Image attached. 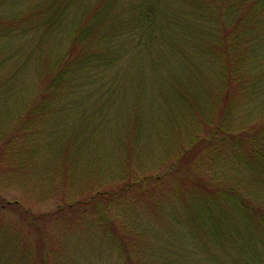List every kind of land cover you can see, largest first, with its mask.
Listing matches in <instances>:
<instances>
[{
    "label": "trees",
    "instance_id": "16d2710c",
    "mask_svg": "<svg viewBox=\"0 0 264 264\" xmlns=\"http://www.w3.org/2000/svg\"><path fill=\"white\" fill-rule=\"evenodd\" d=\"M18 36L31 44L23 52ZM262 51L264 0H0V54L11 60L0 75V210L19 219L1 230L0 264H49L58 225L88 229L89 213L123 235L125 264H151L128 241L155 235L156 264H175L184 210L196 229L187 238L205 234L220 254L208 264H264V177L242 182L264 167V78L252 65ZM112 57H126L119 83L88 87L80 73ZM164 105L175 131L167 154H153ZM74 180L86 181L76 191ZM8 186L20 191L8 198ZM34 192L55 194L51 213L28 208Z\"/></svg>",
    "mask_w": 264,
    "mask_h": 264
},
{
    "label": "rangeland",
    "instance_id": "374dc122",
    "mask_svg": "<svg viewBox=\"0 0 264 264\" xmlns=\"http://www.w3.org/2000/svg\"><path fill=\"white\" fill-rule=\"evenodd\" d=\"M134 1L129 2L128 6L133 4ZM2 12L4 13L3 9ZM5 14V13H4ZM6 15V14H5ZM133 35H138L135 31H131L129 37L123 42L125 46H129L132 43V39H134ZM133 36V37H132ZM14 41L13 43V48L18 50V51H25V46L30 45L28 43L27 38H23L21 40V37L18 36L16 39H12ZM122 38H120V41L122 42ZM100 58H101V54ZM116 57V56H115ZM115 57L112 59L110 58L109 62H100L98 60H93L91 62L90 67L87 66L89 69L88 72H82L80 73L83 75V78L86 79L87 86L89 87L91 84L95 83V86L100 85L101 83L103 84L106 80H108L111 76V79L113 81V84L105 87L107 88H114L118 83L119 79H121L120 75H117V72L124 73L125 71L122 70L124 66L126 65V57L119 58L118 60L115 59ZM4 58V63H1V60ZM99 58V59H100ZM263 58H264V51H262L260 54H257V57L255 61L252 63V65H255L256 63L258 64L261 69L259 70V75H261L264 78V64H263ZM101 59H105V56L103 55ZM10 58L8 57H3L0 54V75H1V70L4 68L6 70L9 68L8 62ZM11 61V60H10ZM121 68V69H120ZM75 76H73V80L71 83L73 85L77 84L74 80ZM11 80V79H10ZM264 82V81H263ZM108 84V83H106ZM77 86V85H75ZM203 88H206L204 85ZM104 90V89H103ZM101 90V91H103ZM99 92V91H97ZM76 99V98H75ZM81 99V98H80ZM79 100V107L80 105ZM85 101V99H84ZM159 101L155 100L154 101V107L155 109L159 110ZM155 110V117L157 118V123H156V128L154 132L150 135L153 137H158L157 140L155 141V144H153V154H157L159 150H164L165 154L166 148H169L168 141L166 140V136H172L173 132L175 131V127L172 126L170 130L165 131L164 129V123L166 118L169 115V108L164 105V109L161 112V118L158 120V112ZM189 111V116L188 117H195V110L192 109L191 107L188 109ZM124 112V111H123ZM125 113V112H124ZM194 121L190 122L188 125V129L183 130V132L189 133V131L193 128L194 126ZM176 125V121H175ZM123 128V127H122ZM122 132L124 133V130L122 129ZM179 140V139H178ZM178 140L176 141V137L174 136L173 138V145L176 146L178 144ZM180 142V141H179ZM172 145V144H171ZM165 148H161L164 147ZM170 154V152H169ZM254 170H256L254 172ZM50 174V173H49ZM259 176L264 177V167L263 171H257V168L252 169V173L244 176L242 178V182H244V185L250 188L256 187L258 188L260 186V181L257 179ZM49 176V175H48ZM48 179L45 178L43 175L42 177V184H45L46 180ZM264 180V178H263ZM86 181V180H84ZM84 181H81L80 185L77 186L74 180V188L76 191L78 189L83 188ZM236 181V179H235ZM241 182V181H240ZM235 185H238V181H236ZM48 186V185H47ZM57 187V186H53ZM8 191L9 189H12L8 193H5V196L10 198L12 197L13 194H16L18 191V188L8 186L7 187ZM74 195V194H73ZM76 195V194H75ZM55 194H39L37 192H34L32 194L33 201L28 204V208L32 210L34 214H39V215H45V213H51L54 210V207L56 205V200L54 199ZM73 197V196H72ZM27 207V206H26ZM165 207L169 208L170 205L168 203H165ZM170 212L173 211L172 209H168ZM0 221L2 224H0V233L4 235L3 232L4 230L3 226L6 224L10 223H15L18 222L19 219L16 218V213L12 212V210H7L1 211L0 210ZM188 210L183 211L184 216H179V217H186L188 218L187 221L184 219L182 223H175L174 225V231L171 233V242L172 244L170 245L173 249V252L181 250L180 252L181 256H172V254L168 257L169 261H174L175 264H208L210 263L208 259H212V256H220L219 253L215 252V249L212 250L214 247L211 246L210 237L207 239L206 235L201 234V237L199 241H191L187 237L190 236L196 229H191V224L189 223V218L191 217V213L189 215ZM210 214V213H209ZM93 213L85 214V221L90 224V227L88 229H85L82 227V223L78 225L73 224L72 230L67 231L66 227L64 225H58L56 231V236L54 239L50 240L51 242H48L47 244V249H48V254L45 257L46 260H48L49 264H125V255L121 252V248L123 245L122 237L117 236L116 234L113 233H108L104 230V228L96 223L95 218H93ZM204 221H209V215L204 216ZM210 219L212 217L210 216ZM214 223L216 224H221L222 218L219 216L212 219ZM68 224V222H67ZM2 225V226H1ZM79 225H81L79 227ZM118 226H120V223H117ZM116 226V224L114 225ZM122 229V228H121ZM180 229V230H179ZM75 230V231H73ZM186 232H182L185 231ZM182 232L183 236L179 237V233ZM0 234V239L2 235ZM162 239L165 237V233L161 234ZM127 237V236H124ZM129 237V240H134L135 236L131 235L132 238ZM157 236L155 235L154 238L151 240L148 238V240L137 238L134 241H128L124 239V241L129 243L128 245H131V248H134V251L130 253L132 257H134L137 253L139 252H144L148 253L149 256V261L151 264L153 263H158L161 262V258L158 256L159 253H156V257L151 254V246L154 245L157 240ZM150 241L152 244H150ZM32 247V246H31ZM188 247V248H186ZM212 250V251H211ZM139 251V252H138ZM36 252L39 254L41 253V250L36 249ZM178 261H184V262H178Z\"/></svg>",
    "mask_w": 264,
    "mask_h": 264
}]
</instances>
